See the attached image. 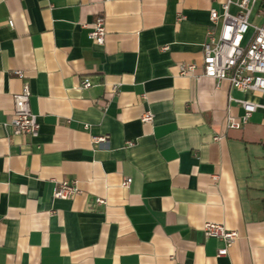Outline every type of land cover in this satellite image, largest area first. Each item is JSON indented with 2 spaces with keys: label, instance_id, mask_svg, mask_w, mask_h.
I'll return each mask as SVG.
<instances>
[{
  "label": "crops",
  "instance_id": "0c3cea01",
  "mask_svg": "<svg viewBox=\"0 0 264 264\" xmlns=\"http://www.w3.org/2000/svg\"><path fill=\"white\" fill-rule=\"evenodd\" d=\"M225 2L0 0V264H264V109L230 127L264 99L201 76ZM23 84L35 138L13 133ZM205 222L238 234L227 255Z\"/></svg>",
  "mask_w": 264,
  "mask_h": 264
},
{
  "label": "built area",
  "instance_id": "2783aa9c",
  "mask_svg": "<svg viewBox=\"0 0 264 264\" xmlns=\"http://www.w3.org/2000/svg\"><path fill=\"white\" fill-rule=\"evenodd\" d=\"M109 2L110 0H101ZM257 8L254 11L255 6ZM234 8V12L230 9ZM252 17V22H251ZM260 25H255V21ZM209 21L212 27L220 24L216 37L212 31L208 32V39L203 44L202 53V77L213 79L218 87L222 82L229 83L231 88L242 92H248L264 99V0H226L220 10L211 9ZM12 25V23H9ZM88 37L94 45L104 44L106 28L105 18L97 15L90 25ZM251 31L250 35H247ZM194 64H181L178 66L180 76L194 75ZM20 77L21 74L17 73ZM91 86L88 79L81 82V88ZM112 87V91H116ZM30 92L26 84H23L21 92L12 96L13 114L12 125L15 135H26L32 138L38 136L39 124L36 116L32 113L29 104ZM243 110L240 121L230 122V127L240 128L245 124L252 113L257 109H264V105H258L251 101H237ZM142 123L153 122V115L146 112L141 117ZM219 137H214L218 141ZM93 143H107L105 136L92 138ZM129 146L132 143H127ZM131 183L127 178L121 183L126 188ZM79 193L76 182H62L53 191L55 199H69ZM98 203H103L101 200ZM207 238H214L222 243L218 256L227 255L228 249L238 238L235 231L227 229L222 224L205 222L202 227Z\"/></svg>",
  "mask_w": 264,
  "mask_h": 264
},
{
  "label": "rangeland",
  "instance_id": "374dc122",
  "mask_svg": "<svg viewBox=\"0 0 264 264\" xmlns=\"http://www.w3.org/2000/svg\"><path fill=\"white\" fill-rule=\"evenodd\" d=\"M256 8H257V5L255 6V8H254V11H253V12H255ZM232 13H233V12H232ZM251 22H252V17H251ZM254 23H255V25H260V21H258V20H257V21H255ZM250 34H251V31H249L247 35H250Z\"/></svg>",
  "mask_w": 264,
  "mask_h": 264
}]
</instances>
